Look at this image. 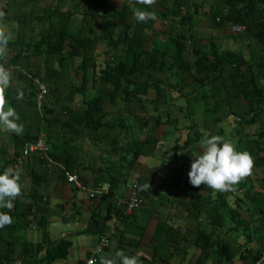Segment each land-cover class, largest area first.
<instances>
[{"label": "crops", "instance_id": "obj_1", "mask_svg": "<svg viewBox=\"0 0 264 264\" xmlns=\"http://www.w3.org/2000/svg\"><path fill=\"white\" fill-rule=\"evenodd\" d=\"M86 1L0 0V13L4 14L0 23L7 26L12 36L6 57L0 59L13 77L5 96L8 105L19 114L18 123L23 125L22 135L0 130V172L6 168L18 171L22 186V195L13 201V208L0 209L12 217L10 225L0 228V264H85L99 235L109 230L110 243L100 258L122 250L137 255L142 264H249L264 249V165H253L252 174L234 191L226 192H214L203 184L193 187L187 173L192 152L200 153L199 141L205 133L222 136L239 151H247L246 146L254 137L260 141L257 157H264V137L254 136L264 129V103L258 104L259 111L251 124L239 125L232 113L247 106L241 96L216 104L221 112L231 113L207 117L209 113H202V104L190 97L196 86L190 79L181 81L179 89L164 86L165 92L159 97L148 87L139 96L140 102L133 97L124 99L120 92L114 103L102 104L104 124L97 130L86 127L79 122L84 99L112 90L99 76L112 58L116 62L124 57L120 54L121 45L119 51L107 54V42L102 37L107 26L109 29L106 13L128 6L133 27L137 23L129 0H106L94 17L86 11ZM185 1L191 4L179 7L174 0H157L151 8L134 5L156 15L146 28L151 44H156L154 40L164 42L171 32L191 34L195 48L212 40L217 47L234 46L257 58L263 54L258 44L249 47L243 40L234 42L229 35L233 31L231 25L216 27L219 34L214 30L207 35L200 33L197 28H202L203 21L212 28L205 18L210 0ZM163 5L171 11L166 17H162ZM188 6H194L193 10L199 6L201 20L190 30L179 22ZM53 10L67 13L70 32L77 34L86 24L84 35L95 36L96 40L69 60L61 72L63 81L43 97L40 106L37 92L28 86L19 70H27L28 62L39 70L37 76L44 78L46 62L32 55L26 46L52 21H60L57 15L49 17ZM120 31L118 24L113 26L114 38ZM82 55L95 63L86 68L89 80L83 92L79 89ZM53 66L57 69L55 61ZM172 73L161 77L169 78ZM257 83L264 88V74L258 75ZM18 91L23 92L22 100L16 99ZM196 133L197 139L188 143V137ZM38 136L44 138L47 151L23 155L24 143ZM130 149H137L138 154L131 164H124L122 152ZM70 173L78 177L81 187L67 181ZM148 183L149 190L141 192L140 187ZM134 192L145 206L126 212L117 199ZM94 212H100L102 217L109 213L101 231L92 226ZM220 214L223 218L219 224ZM62 242L67 244L65 253L52 257ZM223 246L231 257L220 253L219 247Z\"/></svg>", "mask_w": 264, "mask_h": 264}, {"label": "trees", "instance_id": "obj_2", "mask_svg": "<svg viewBox=\"0 0 264 264\" xmlns=\"http://www.w3.org/2000/svg\"><path fill=\"white\" fill-rule=\"evenodd\" d=\"M173 3L179 5V7L191 4L185 0H174ZM105 4L106 0H87L84 5L90 16L94 17L98 16L96 9ZM191 7L188 6L184 10V14H180L179 19L181 24L188 25V30L201 21L198 15L199 6H195L194 10L193 6V11L190 10ZM163 8L162 17H166L169 12L171 14L168 7L164 6ZM174 13L176 14L177 11H174ZM48 14L52 18L57 15V19L59 17L60 21H52L48 24L40 31L38 38L31 40L26 48L32 51V55L42 57L43 61L46 62L44 78H40L47 84V93H50L57 89V83L63 81L61 72L69 64V60L81 53L82 50L84 51L86 47L91 46L96 37L84 35L86 24L83 25L81 32L79 31L77 34L70 32L67 13L53 10L49 11ZM106 16L109 19V29L107 26L102 37L107 42V54H114L119 51L118 46L121 45L123 49L120 50V54L124 57L122 56L123 58L118 59L116 62L112 58L113 61L110 60L106 63L99 76L102 81L112 86V90L107 91L106 95L98 93L84 99V112L79 119V122L83 125L90 127L92 130L99 129L104 124L103 119L106 115L102 104L114 103L120 92L123 93L124 99L133 97L136 102H140L141 98L139 96L144 94L148 87H152L156 96L159 97L163 96L166 86L175 88L180 85L181 81L185 82L190 79L196 84L195 89L190 91L193 92L190 97L193 101L202 104V113H215L219 111L217 103L241 96L247 101V106L243 111L232 112L237 123L241 125L255 122L259 111L257 108L264 103V88L258 86L257 83L258 75L264 74V0H210L209 10L205 13L208 23L212 27L243 25V30H233L231 33L229 32V35L236 43L243 40L242 42L248 44L249 47L255 44L260 45L263 54L259 58L253 56L255 54L252 52L249 53L248 51L247 53L237 50L234 46L217 47L212 40H209L207 44L203 43L200 48L192 47L191 34H189L191 41L189 44L185 34H173L171 32H168L167 39L161 42L162 45L160 42L158 44L157 40H154L157 45L147 44L145 39L150 36L146 32L149 21L137 22L133 27L128 6H123L119 10L112 9L111 12L106 13ZM116 24L121 27V31L114 38L113 26ZM131 28L133 29L130 35L129 30ZM188 57L190 60L187 59ZM16 60L17 58L13 59V61ZM54 61L57 64V69H54ZM89 63L92 67L95 65L89 58L85 59L83 56L79 64L83 71L81 77L82 87L79 88L81 92H83L89 80V76L86 74ZM25 66L27 70L20 69L19 71L23 74L22 77L25 76V82L35 93L37 92L36 86L27 73L34 77L40 72L38 69L31 67L28 62H25ZM173 70L175 72L172 73ZM169 71L174 79H179V81L174 80L175 86H172L171 82L168 81V76L161 77L162 74H167ZM50 78L52 79L50 80ZM41 101L43 105V98ZM220 113H222L221 116H224L225 113L229 114L231 111L227 110L225 113ZM144 122L142 120V123ZM196 135L197 133L195 136L188 137L187 142L192 143L196 140ZM263 135L264 129L254 133L257 138H262ZM144 141L140 140L139 142L143 143ZM133 146V143L130 144L131 149ZM248 146H246V150L252 156L254 165H264V157H257L260 141L258 142L253 137L252 142H248ZM131 149L128 152L125 150L122 152L124 164H131L138 154L137 149ZM111 179H113V183L116 182L115 178ZM140 191L142 192V186ZM106 202H108L107 204L110 203L109 200H106ZM108 215L109 213L102 217L100 212H94L91 218L93 228L101 231ZM221 216L223 218L222 214L217 216V223L219 224L221 223ZM203 237L205 236L202 235ZM66 246V243H60L57 246L59 249L53 252L51 256L63 255ZM219 248L220 253H225L227 258L231 257L227 253L228 248L226 246ZM261 251L257 253L253 260L259 256Z\"/></svg>", "mask_w": 264, "mask_h": 264}, {"label": "clouds", "instance_id": "obj_3", "mask_svg": "<svg viewBox=\"0 0 264 264\" xmlns=\"http://www.w3.org/2000/svg\"><path fill=\"white\" fill-rule=\"evenodd\" d=\"M144 5L151 8L157 0H129L133 18L136 22L155 20L154 12L142 10L134 5ZM0 13V21L3 20ZM232 26V25H231ZM12 36L6 25L0 23V59L7 55L8 43ZM11 72L0 63V130L23 134V125L18 123L19 114L15 108L8 105L5 92L12 85ZM24 98L23 92L18 91L17 100ZM200 153L194 154L190 169L187 173L188 181L193 187L199 188L202 184L214 192L234 191L235 186L252 174L254 161L247 151H237L235 145L220 135L204 134L199 141ZM149 183L142 190H149ZM22 195L19 172L6 168L0 172V209L13 208V201ZM12 223V217L7 212H0V228ZM106 243V242H105ZM99 264H142L137 255H128L124 251H116L109 257H101Z\"/></svg>", "mask_w": 264, "mask_h": 264}, {"label": "built area", "instance_id": "obj_4", "mask_svg": "<svg viewBox=\"0 0 264 264\" xmlns=\"http://www.w3.org/2000/svg\"><path fill=\"white\" fill-rule=\"evenodd\" d=\"M232 29L234 31H241L244 29L243 25H232ZM28 77L33 80V83L36 86L37 90V101L38 104L41 106V100L48 92V86L47 84L39 77V76H32L30 73H27ZM48 149L47 144L42 136L36 137L32 141H27L23 145L22 154L26 155L29 152L33 151H40V152H46ZM67 181L70 183H73L77 187H81V183L78 179V177L74 174H68L67 175ZM93 195V193H91ZM118 204L122 205L124 207V210L126 212H130L134 209H141L145 206V201L138 196L136 192L132 193L128 197H121L118 198ZM112 230H109L105 233H102L99 235L98 240L96 244L93 247L91 255L87 258L85 264H97V261L100 260V256L104 252V250L108 247L110 243V236H111ZM106 242V243H105ZM249 264H264V249L261 251L259 256L250 262Z\"/></svg>", "mask_w": 264, "mask_h": 264}, {"label": "rangeland", "instance_id": "obj_5", "mask_svg": "<svg viewBox=\"0 0 264 264\" xmlns=\"http://www.w3.org/2000/svg\"><path fill=\"white\" fill-rule=\"evenodd\" d=\"M205 18H207V16L205 17ZM211 26V25H210ZM200 27H202V28H197V30H200V33H203L204 35H207L209 32H210V30H214V32L213 33H215V34H219V32H216L215 31V29H216V27H212V28H209V26H208V24L207 23H204V21H203V24L200 26ZM148 31V30H147ZM148 35H150V34H148ZM151 36V35H150ZM150 36H147L146 37V43H150V39H151V37ZM185 36H186V38H187V43H189L190 42V35L189 34H185ZM145 42V41H144ZM159 42L160 41H158L157 43L159 44ZM157 43L155 44V45H157ZM146 45V44H145ZM161 45H162V43H161ZM174 80H176V79H174V76L171 74L170 76H169V79H168V81H170L171 82V85L172 86H175V81ZM175 88H177V87H175ZM174 89V88H173ZM178 89V88H177ZM182 90L184 91V89L182 88ZM221 111L219 110V111H216L215 113L214 112H211V113H209L208 115H207V117L208 116H215L217 113H220ZM126 122L127 123H129L128 122V120H126ZM133 124V123H132Z\"/></svg>", "mask_w": 264, "mask_h": 264}]
</instances>
